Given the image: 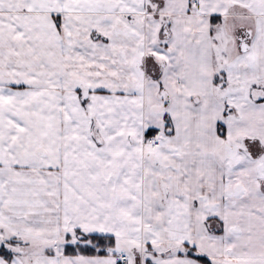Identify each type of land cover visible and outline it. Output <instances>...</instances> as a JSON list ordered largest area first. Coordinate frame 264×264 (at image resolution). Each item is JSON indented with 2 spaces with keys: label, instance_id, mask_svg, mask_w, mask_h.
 <instances>
[{
  "label": "snow or ice",
  "instance_id": "snow-or-ice-1",
  "mask_svg": "<svg viewBox=\"0 0 264 264\" xmlns=\"http://www.w3.org/2000/svg\"><path fill=\"white\" fill-rule=\"evenodd\" d=\"M0 264H264V0H0Z\"/></svg>",
  "mask_w": 264,
  "mask_h": 264
}]
</instances>
